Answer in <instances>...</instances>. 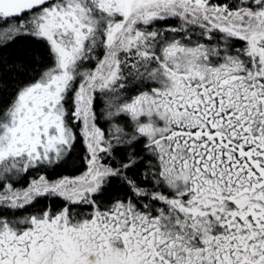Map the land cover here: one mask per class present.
Instances as JSON below:
<instances>
[{
  "label": "snow or ice",
  "instance_id": "6c2138e0",
  "mask_svg": "<svg viewBox=\"0 0 264 264\" xmlns=\"http://www.w3.org/2000/svg\"><path fill=\"white\" fill-rule=\"evenodd\" d=\"M0 264H264V0H0Z\"/></svg>",
  "mask_w": 264,
  "mask_h": 264
}]
</instances>
